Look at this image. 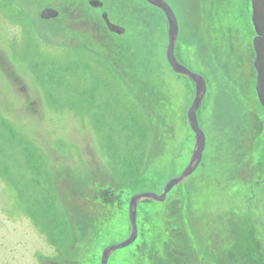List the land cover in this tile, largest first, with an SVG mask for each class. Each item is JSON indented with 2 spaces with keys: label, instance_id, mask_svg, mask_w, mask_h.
I'll list each match as a JSON object with an SVG mask.
<instances>
[{
  "label": "rangeland",
  "instance_id": "374dc122",
  "mask_svg": "<svg viewBox=\"0 0 264 264\" xmlns=\"http://www.w3.org/2000/svg\"><path fill=\"white\" fill-rule=\"evenodd\" d=\"M166 1L179 20L178 60L207 82L197 113L206 145L197 169L165 201L137 206L154 217L152 262L227 264L221 256L237 254L250 264L247 235L264 264V109L248 82L253 40L239 46L232 69L209 33L211 0ZM129 4L113 6L111 17L127 22L110 55L100 43L68 42L64 20H41L34 1L0 0V264H91L95 256L101 264L106 247L130 235V202L124 214L106 197L80 194L114 186L122 200L161 194L195 151L188 121L195 85L167 63V19L142 0ZM129 247L113 257L129 258Z\"/></svg>",
  "mask_w": 264,
  "mask_h": 264
},
{
  "label": "flooded vegetation",
  "instance_id": "af4514ba",
  "mask_svg": "<svg viewBox=\"0 0 264 264\" xmlns=\"http://www.w3.org/2000/svg\"><path fill=\"white\" fill-rule=\"evenodd\" d=\"M32 1H34L36 3V8L38 9V11H37L38 16L40 17L41 20H43V21H54V22L58 21L59 19L64 20L63 23L65 25H68L66 27L67 29H64L65 33L66 32H67V34L69 33L68 42L90 44V46L94 49H97L96 45H98L100 43L104 47V49L107 50L109 53H110V50H109L110 46L109 45L111 44V47H112V45L114 46L113 42L115 40V37L121 36V35H119L113 31L112 26H118V27H121L122 29H124V27H122L121 24L125 25L127 22L126 18H124L123 16H122V18L116 17V19H113L111 17L114 13L113 6L115 5V6H120L122 8H126L128 5H130L129 4L130 0H32ZM142 1L144 3H146V5L152 6L149 3H147L145 0H142ZM236 3H237V1H236ZM107 4H108L109 8L104 10L103 8H106L105 5H107ZM232 6L234 7L235 4L230 5V8ZM152 7H154V6H152ZM46 9H51L52 11H54V14H56V16L51 17L49 19H43L42 13ZM252 13H253L252 12V0H239V14L236 16V19H235L236 25L234 24L233 27H231V26L230 27H231L232 32H238L240 34L244 33V39H246V40L252 39L254 41V38L256 37V32H255V28L253 26ZM241 19H244V23L240 22ZM86 33H88V34L92 33L90 40H87ZM124 34H122V35H124ZM251 50H253V53H252L253 59H251V64L249 66L248 78L251 79V81L249 82L251 84V86H252L253 80H255L256 85H255V92L254 93L258 99V94H257V90H256L258 74H257V71L255 69V63H254L255 62V55H256L255 50H254V46H252ZM97 53L103 59H108V60L110 59L108 53L106 54V52L103 53L100 50H97ZM110 55H113V54L110 53ZM175 55L177 58L176 49H175ZM166 60H167V56H166ZM177 60H178V58H177ZM167 63L170 67L168 60H167ZM187 68L190 69L189 67H187ZM190 70L192 71V69H190ZM192 72L201 75L205 79V77L202 74H200L194 70ZM173 73L177 77L184 76V75L181 76L180 74L176 73L174 70H173ZM184 77H186V76H184ZM187 79L195 85V94H196L195 82L192 81L191 79H189L188 77H187ZM205 81H206V79H205ZM206 85H207V82H206ZM207 92H208V88H207ZM260 105H261V103H260ZM263 109H264V107H263ZM192 136L195 139V133L194 132H193ZM192 138H189V139H192ZM195 141H196V139H195ZM178 156H179V154H177V157ZM193 156H194V153H192L191 157L189 158L190 160H189L187 165H185L186 162H183V164H181L182 170L179 171V175L177 177H179L184 172V170L189 165L190 161H192ZM174 159L178 165L177 159L176 158H174ZM187 160H188V157L186 158V161ZM259 161L263 165V170H264V147H262L261 157H260ZM257 163L259 164V162H257ZM179 165H180V163H179ZM261 181L264 182V177L261 179ZM177 199H176V201L180 202V200L179 199L177 200ZM125 204L126 203H123L121 206H119V209L121 210L120 212L124 213V214H125ZM172 206H173L172 208H174V207H176V204L173 203ZM141 212H144V211L141 210ZM140 214L141 213L138 210L137 220H139L138 217ZM138 229H139V232H138V238H139L140 227ZM154 251H156V250L153 249L151 252H149L147 248L142 249V257L144 259L145 264H151L152 263V261L154 260V258L152 259ZM149 253H151V254H149ZM113 255L114 254H112L110 256L109 260L123 262V261H127L128 259L129 260L133 259V253L132 252H130L129 258H127V256H125L126 257L125 260H123L121 258L117 259V257H113ZM155 256H157L156 253H155ZM109 260H108V263H109ZM154 263L157 264L156 261ZM124 264H127V263H124Z\"/></svg>",
  "mask_w": 264,
  "mask_h": 264
},
{
  "label": "water",
  "instance_id": "95a60500",
  "mask_svg": "<svg viewBox=\"0 0 264 264\" xmlns=\"http://www.w3.org/2000/svg\"><path fill=\"white\" fill-rule=\"evenodd\" d=\"M150 5L160 9L166 16L168 21V46H167V60L172 69L180 74L188 77L196 84V94L192 106L188 111V121L195 133L196 147L192 161L184 170V172L178 177L171 179L165 186L162 194H156L152 192L137 194L131 197L129 204V218L131 222V233L128 239L118 245H110L106 247L102 254L101 264H108L110 256L117 250L129 247L138 238V225H137V206L143 200H152L157 202H163L166 200L167 194L172 188L178 184L183 183L189 176L197 169L202 159V154L206 145V136L204 131L199 125L197 113L201 108L204 99L207 94V85L205 79L192 72L190 69L182 65L176 58L175 49L180 34L179 20L171 8L170 4L166 0H145ZM252 21L255 28L256 37L253 41L255 50V69L257 71V94L261 105L264 107V0H252ZM54 11L46 9L42 13L43 19H49L55 17ZM115 33L122 35L125 30L118 26H112Z\"/></svg>",
  "mask_w": 264,
  "mask_h": 264
},
{
  "label": "trees",
  "instance_id": "16d2710c",
  "mask_svg": "<svg viewBox=\"0 0 264 264\" xmlns=\"http://www.w3.org/2000/svg\"><path fill=\"white\" fill-rule=\"evenodd\" d=\"M236 1H237V3H236ZM232 4L233 5L235 4V6L234 7L232 6L230 8V5H232ZM206 5L207 4H205V2H204V10H205V13H207L209 21L215 22L213 30H210L209 33H211L210 35L213 39H217V43L220 45L218 47L217 54H222L224 56L225 61H229L231 68L234 69L235 66L231 61H233V59H239V57H238V56H240V53H238V51L240 49L239 46H243V48L248 46L245 44L244 33L240 34L238 32H232V30H231V27H233L234 24L236 25L235 19H236V16L239 14V0H211V2L209 3V5H207V7H205ZM240 22L244 23V19H241ZM167 23H168V21H167ZM179 37H180V34H179ZM179 37H178V40H179ZM250 81H251V79L248 78V82H250ZM158 84L159 83L157 82V85ZM172 85H174V83H172ZM255 85H256L255 80H253L252 88L254 89V92H255ZM153 90H154L155 96L153 95V92H151V95H152V101L151 102L158 103V101L161 100V97H159V95H158V92H159L158 90H160L159 85H158V88L153 89ZM144 102H146V101L144 100ZM145 105H146V103H145ZM146 107H145V109H146V111H148ZM152 111H153V106H152V110L148 111V112L152 113ZM153 118L154 117H152V119ZM150 125H149V127H150ZM141 126L143 128H145L143 123H141ZM155 138H156V134H155L153 141L151 142V144L154 145V151L148 153L149 156L150 155L152 156V157L150 156V158H152V159H154V156H155L154 152H155L156 146H157V141L155 140ZM159 145L161 146L160 143H159ZM171 158H173V156ZM139 163H140V161H139ZM178 175H179V173L177 175H175V177ZM99 191H100V193H102L103 197L108 198V201L111 202L110 204L113 206L117 205L119 207L123 203H126L125 201H127V204H128L129 199H130V196H129L128 200H126V199L122 200V197L120 196V193L122 191L117 189L116 186H114L113 188L107 187L104 189H100ZM171 207H173V206L171 205ZM142 211H144V212H140L141 214L138 217L139 218L138 225L140 227V236L137 239V241L135 242L134 247L133 246L129 247V248H131V251L133 253V259L129 260V263H127V264H132L133 261H135L136 264H145L144 259L142 258V249L144 248V245L146 246V248L148 250H152L150 243L151 242L153 243V245H154L153 249H155V245H156L155 243H157L156 240H152V238H153L152 236L155 235L154 228L151 227V221H152L151 218L153 216L147 214L145 212V210H142ZM244 238H245V242L246 241L248 242V245H246V249L249 253L248 257H249L250 264H260V263L263 264V258H261V253H259V252L256 253L255 250H257V249L255 247L252 249L253 246H251L249 244L252 241V238L248 237L247 235H245ZM256 246H257V244H256ZM63 252H65V251H62L61 255L64 258H66L68 256V253H67V255H64ZM101 256H102V254H101ZM93 260L96 261L97 256L93 257ZM93 260H92L91 264H93ZM76 264H80V262L76 261ZM151 264H155V263L152 262Z\"/></svg>",
  "mask_w": 264,
  "mask_h": 264
},
{
  "label": "bare ground",
  "instance_id": "6f19581e",
  "mask_svg": "<svg viewBox=\"0 0 264 264\" xmlns=\"http://www.w3.org/2000/svg\"><path fill=\"white\" fill-rule=\"evenodd\" d=\"M6 62V61H5ZM3 63V61H2V59H0V64H2ZM3 66V65H2ZM3 67H5V66H3ZM5 70L9 73L10 71H11V69H9L8 68V66H6V68H5ZM23 89H25V86H23ZM96 193H93V191H90V190H88V191H85V192H83L82 194H80V195H84V196H86V197H90L91 196V194H92V197L94 198V199H100L101 198V196H102V193H100V191H95ZM100 193V194H99ZM145 212L147 213V214H149L146 210H145ZM119 214H121V213H119ZM173 216H175V214L173 215ZM218 236V235H217ZM216 236V238H218ZM214 240V239H213ZM216 240H218V239H216ZM214 242V241H213ZM211 243H212V241H211ZM216 243L220 246V248H223V246H224V243L221 241V237H219V240L218 241H216ZM228 248V247H227ZM230 248H233L234 249V246L233 247H230ZM233 249H229L228 250V252H229V255L233 252ZM130 252H132V251H130ZM241 253H242V251H241ZM233 254V253H232ZM242 255H244L243 253H242ZM237 254H236V258H233L234 259V262H232L233 261V259L229 256V259L228 258H226V257H223V256H221V259H220V261L221 262H223V263H227V264H239V262H238V258H237ZM218 257L220 258V254H218ZM242 257V256H241ZM230 260V261H229Z\"/></svg>",
  "mask_w": 264,
  "mask_h": 264
}]
</instances>
